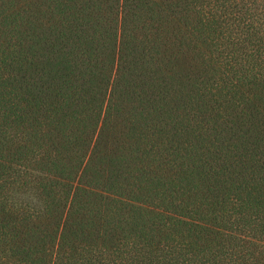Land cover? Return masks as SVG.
I'll list each match as a JSON object with an SVG mask.
<instances>
[{"label": "trees", "instance_id": "obj_1", "mask_svg": "<svg viewBox=\"0 0 264 264\" xmlns=\"http://www.w3.org/2000/svg\"><path fill=\"white\" fill-rule=\"evenodd\" d=\"M0 264H264V0H0Z\"/></svg>", "mask_w": 264, "mask_h": 264}]
</instances>
